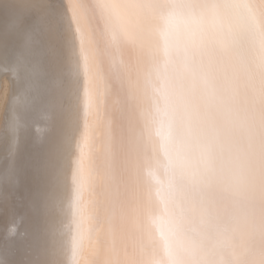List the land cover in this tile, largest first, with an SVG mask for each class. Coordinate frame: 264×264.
<instances>
[{"label": "bare ground", "instance_id": "bare-ground-1", "mask_svg": "<svg viewBox=\"0 0 264 264\" xmlns=\"http://www.w3.org/2000/svg\"><path fill=\"white\" fill-rule=\"evenodd\" d=\"M0 264H264V0H0Z\"/></svg>", "mask_w": 264, "mask_h": 264}, {"label": "clouds", "instance_id": "clouds-1", "mask_svg": "<svg viewBox=\"0 0 264 264\" xmlns=\"http://www.w3.org/2000/svg\"><path fill=\"white\" fill-rule=\"evenodd\" d=\"M156 7H159L161 9H167L171 7H176V8H192L195 10L196 8L203 7V5H200L198 3H191V4H177L175 6L173 5H168V4H161L157 5ZM172 40L174 43L177 45H185L189 42V36L183 27V25H180L177 30L173 33L172 35Z\"/></svg>", "mask_w": 264, "mask_h": 264}]
</instances>
